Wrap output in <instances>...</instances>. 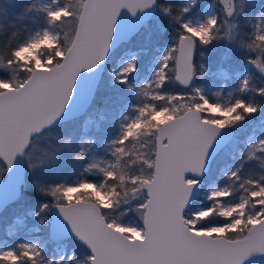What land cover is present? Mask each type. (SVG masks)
Returning a JSON list of instances; mask_svg holds the SVG:
<instances>
[{
	"label": "snow or ice",
	"instance_id": "1",
	"mask_svg": "<svg viewBox=\"0 0 264 264\" xmlns=\"http://www.w3.org/2000/svg\"><path fill=\"white\" fill-rule=\"evenodd\" d=\"M248 2L212 0L204 20L193 21L184 17L198 0L178 7L160 0H49L26 8L44 16L34 35L15 45L0 43V162L11 169L23 157L35 169L56 162L59 148L44 150V158L33 161L35 140L64 113L80 74L105 61L122 11L136 17L158 9L179 25L173 46L136 92L143 99L135 115L122 117L119 134L108 145L114 160L92 158L83 178L72 184L36 185L51 198L36 216L58 210L89 250L83 261L69 256L73 264H246L254 255L264 256V171H245L253 162L264 170V137H249L227 183L209 191V206L189 211L197 178L222 130L264 111V86L257 87L251 74L239 80L238 89L228 93L233 99L224 104L220 92L209 100L193 86L207 71L197 64L196 52L221 42L235 46L264 77V12L255 23L246 18L250 31H244L240 17ZM216 7L219 15L212 12ZM31 53L38 59L25 63ZM129 55L133 58L114 73L115 83L126 88L138 67L136 54ZM170 84L188 91H165ZM70 143L61 138L62 145ZM86 155L81 150L74 159L81 162ZM89 174L101 175L103 183L87 180ZM129 212L138 215L142 227L122 222ZM216 219L222 223L213 224ZM0 264H65V257L46 259L39 241L18 242L0 247Z\"/></svg>",
	"mask_w": 264,
	"mask_h": 264
},
{
	"label": "rangeland",
	"instance_id": "2",
	"mask_svg": "<svg viewBox=\"0 0 264 264\" xmlns=\"http://www.w3.org/2000/svg\"><path fill=\"white\" fill-rule=\"evenodd\" d=\"M22 1L23 0H0V41L7 29L10 28L11 25H14V19H17L16 17L20 16L18 10L22 6ZM183 1L184 3L186 2V0ZM48 2L49 0H35L34 4L35 7L39 8L43 7ZM211 3L212 0H198V4L194 6L190 12L191 17L189 19L193 21H203ZM212 12L219 15L218 7L213 8ZM261 12H264V5L260 7L258 13L253 17V23H255L256 18ZM161 17L162 14L158 13L157 9L156 14L139 34H137L128 43H124L115 49L110 55L108 62L110 63V66L106 68L101 81L110 80V86H112L119 85L118 83H115L114 73L119 72L123 64L133 58L131 55H129L130 53L136 54L135 58L137 60L138 67L137 72L129 78L130 87L126 88L119 85L121 88L128 91L130 96L128 100L124 99L120 102L111 103V105H114L112 109V121L115 123V129L110 132V140L102 136V134L105 132L104 129H101V122L105 120L103 114H99L97 120L88 121L84 124L81 130V135L77 142L79 152L81 150H87L92 154L93 158L97 160H103L105 164L114 160V158L110 155V149L108 148V145L119 134L120 121L122 117L128 116L131 118L135 115L133 109L138 105L140 100L143 99L142 97L137 99L136 92L140 87H142L143 84L147 83L152 78L154 71L158 68V61L160 57L167 48L173 46L176 38L169 37L161 41L157 39L158 34L162 32L160 26ZM33 18L35 25L32 26L31 29L27 30V36L34 35L37 30L44 26L45 20L43 13H37L34 10ZM37 51H39V49H37ZM221 55L225 58L227 64L225 66H220L218 69H213V58H216L217 56L221 57ZM36 59H38V57H36L34 53H31L25 57L24 62L28 63ZM196 62L198 65L202 64L204 69L207 70L206 77L209 79V82H198L194 84L193 81V86L202 89L203 94L206 95L209 100L215 99L214 94L216 92L221 93V96L218 98L221 104L232 100L233 97H229L228 93L235 92L238 89L239 80L242 79L246 73L253 75L254 83L257 87L259 84L256 81H259L261 86H264V77H261L254 68L245 62L243 59V53L237 50L235 46H229L224 42L218 43V45L213 47L199 49L196 53ZM233 63L236 64L233 66L234 68H231L230 65ZM258 75L260 77L259 80L257 79ZM170 88V92H176L177 87L175 85L173 87L170 86ZM243 99L247 100L249 97L244 96ZM45 134L47 138L51 136V134H47V132H45ZM42 135H44V133ZM249 137H252L253 139L257 137H264V115L260 121L254 125L252 131H250L247 135L235 133L234 139L217 156V158L212 163L209 173L201 181V193L196 197L194 201L195 205L193 203L194 206L192 205L190 212L198 211L209 206V201L206 199L209 191L213 187H222L227 183L225 176L240 163V153L246 150V144ZM39 140L40 139L36 140L38 141L37 144H35L36 149L32 152L33 161L44 158V150H47V152L51 153V143L45 142L41 146L42 141ZM87 141L93 142L91 147H89V145L86 143ZM250 164H253V166H249ZM250 164L245 166V168H247L246 171L248 169H254L257 172L264 171L260 169L256 163L253 162ZM4 168L6 175V167L4 166ZM34 171L35 169L32 170L33 174ZM90 176L91 178L89 179L86 177L85 178L97 184L103 183V177L101 175L90 174ZM26 177L27 171L25 174V181ZM79 179L82 178H73L67 183L72 184ZM238 195L239 193H237V196ZM41 206L37 208L29 207L26 209L25 214L20 213L21 215L18 216L10 226L5 228V239L0 241V247H14L18 242L39 241L40 245L44 249V256L46 259L64 256L65 264H73V261L68 260V257L74 256L76 261H83L87 255L82 253L80 248L74 249L75 246L72 245L71 242L77 244L75 240L67 241L65 243L59 244L58 246H54L52 244L48 232L51 210L42 212L38 218L36 213L40 211ZM125 208H127V206H125ZM41 219L45 220L46 222L41 224ZM122 222L138 228L142 227V223L139 220L138 215L133 212H129L128 215L124 216L122 218ZM212 223L219 224L222 223V221L216 219L213 220ZM48 244L53 246V251L46 255L47 251L49 250Z\"/></svg>",
	"mask_w": 264,
	"mask_h": 264
},
{
	"label": "trees",
	"instance_id": "3",
	"mask_svg": "<svg viewBox=\"0 0 264 264\" xmlns=\"http://www.w3.org/2000/svg\"><path fill=\"white\" fill-rule=\"evenodd\" d=\"M35 0H23L22 6L18 10L20 13L19 17H16L17 19H14V25L10 26V28L7 29V31L3 34L2 39L0 43L7 44L9 41L13 45H15L20 40L27 37V30L31 29L32 26L35 25L34 18H33V11L28 12L26 11V8L32 4H34ZM163 4H172L175 7L180 6L182 3H184L183 0H160ZM264 5V0H249V2L245 5V12L240 17L242 27L244 28V31H250V28L247 26V24L244 23L246 18H251L255 16V14L258 13L260 7ZM158 13L159 10H158ZM161 14V13H160ZM191 17V14L186 15L184 17V20H188ZM12 21V20H10ZM160 26L162 32L158 34L157 39L159 41L169 38V37H175V32L178 31L179 25L175 23H170L169 18L162 15L160 20ZM14 33H17V36H13ZM218 44H214L210 47L216 46ZM196 60V58H195ZM214 64L212 65L213 69H218L220 66H225L227 64L225 58L221 55V57L217 56L216 58H213ZM236 63L231 64V68H234ZM110 66V63H108L107 67ZM106 77V76H105ZM258 80L260 79L258 75ZM198 82H209V79L206 77V75L201 79L197 77L194 80V84ZM259 85L258 87H261V83L259 81H256ZM170 86H174V84H170L166 87L165 91L170 92L171 88ZM188 90L177 88L176 92H186ZM130 96V93L123 88H121L119 85H112L110 86V80H102L95 98L93 102L91 103L89 109L87 112L74 120H71L69 122L63 123L61 125H58L54 127L53 129L46 131L47 134H51L50 137H46L45 133L44 135L39 136L37 139H40L42 141L41 146L46 143H51V152H54L55 149L59 148V154L58 158L55 163L46 164L42 167L35 168L34 174L32 173L33 169H30L28 167V160L25 159L26 162V171H27V177L25 181V185L22 188L21 196L19 200L13 204L8 206L0 215V241L5 239V228L7 226H10L13 221L20 216V213H24L26 209L30 208H37L41 206L42 204L49 202L51 198L43 196L42 194L37 192L36 185H43L45 187L49 185H56L60 183H67L69 180L73 178H83L81 173L83 172L84 167H86L92 160V154L86 150V157L83 161L78 162L74 159L75 155L79 153V149L77 146V142L79 140V137L81 135V130L84 126V124L88 121L97 120L99 114H103L105 117V120L101 122V129H104L105 132L102 134L103 137L110 140V132L115 129V123L112 121L113 118V106L111 105L112 102H120L122 100H128ZM264 111L259 113L256 116L251 117L246 123L242 124L238 128H235L236 133H240L243 135H247L250 131H252V128L254 125H256L260 119L263 117ZM61 138L64 139H70L71 143L70 146H64L61 144ZM36 139V140H37ZM35 140V144H37L38 141ZM39 140V141H40ZM249 166H253V164H250ZM247 168H245L246 171ZM5 175V168L2 162H0V177H4ZM86 178H91L90 174L86 176ZM195 205V203H194ZM193 205V206H194ZM71 241V240H69ZM53 244V243H52ZM74 249L80 248L82 253L85 255H88L87 250L85 247L80 245L79 243H73ZM54 245V244H53ZM49 250L47 251V254H50V252L53 251V246L51 244H48Z\"/></svg>",
	"mask_w": 264,
	"mask_h": 264
},
{
	"label": "water",
	"instance_id": "4",
	"mask_svg": "<svg viewBox=\"0 0 264 264\" xmlns=\"http://www.w3.org/2000/svg\"><path fill=\"white\" fill-rule=\"evenodd\" d=\"M156 12L157 10L138 13L136 17H132L131 14L127 12V10L122 11L120 17L118 18V22L114 31L113 41L110 46V51L106 56L105 61L102 64L98 65L97 68L92 72L84 71L80 74L77 84L74 88L73 97L71 98L69 105L66 107L64 113L57 119V121L54 122L53 125L42 130V132L38 134V136L58 125L77 119L87 112L91 103L93 102L103 74L106 71L109 57L112 52L122 44L128 43L137 34H139L143 30V28L148 25ZM175 86L180 88L178 85ZM234 137V130H222L221 135L217 138L213 146L210 148L206 170L201 177L197 178L199 179V185L191 201V207L196 197L201 193V181L209 173L212 163L222 152V150L226 148V146L234 139ZM4 166L6 167V175L4 178L0 177V215L8 206L15 204L19 200L26 174L25 162L23 157H17L11 169H8L6 164H4ZM48 232L50 241L54 244V246H58L59 244L65 243L69 240H75L77 243L85 247V249L89 253L87 247L75 237V235L71 232L70 226L59 215L58 210L54 208L51 209L50 212ZM246 264H264V256L254 255L249 258Z\"/></svg>",
	"mask_w": 264,
	"mask_h": 264
},
{
	"label": "bare ground",
	"instance_id": "5",
	"mask_svg": "<svg viewBox=\"0 0 264 264\" xmlns=\"http://www.w3.org/2000/svg\"><path fill=\"white\" fill-rule=\"evenodd\" d=\"M24 162H25V160H24ZM2 214V213H1Z\"/></svg>",
	"mask_w": 264,
	"mask_h": 264
},
{
	"label": "flooded vegetation",
	"instance_id": "6",
	"mask_svg": "<svg viewBox=\"0 0 264 264\" xmlns=\"http://www.w3.org/2000/svg\"><path fill=\"white\" fill-rule=\"evenodd\" d=\"M234 132H235V130H234ZM236 133V132H235Z\"/></svg>",
	"mask_w": 264,
	"mask_h": 264
}]
</instances>
